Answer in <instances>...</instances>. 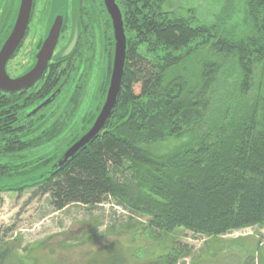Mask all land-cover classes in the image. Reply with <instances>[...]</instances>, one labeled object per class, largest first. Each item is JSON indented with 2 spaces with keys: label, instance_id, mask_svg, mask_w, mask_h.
Segmentation results:
<instances>
[{
  "label": "trees",
  "instance_id": "trees-1",
  "mask_svg": "<svg viewBox=\"0 0 264 264\" xmlns=\"http://www.w3.org/2000/svg\"><path fill=\"white\" fill-rule=\"evenodd\" d=\"M123 1L118 6L126 59L116 105L99 134L65 163L59 161L98 116L107 91L101 86L104 98L90 117L79 110L86 96L79 86L76 92L83 91L76 97L67 93L64 101L58 98L29 114L50 97L56 76L30 94L0 91V193L32 189L34 196L48 195L56 211L72 204L99 205L112 197L148 214L147 230L157 242L179 228L218 237L263 223L264 97L252 85L250 72L259 62L264 73V0H243V13L256 34L246 46L226 43L217 23L167 13L156 0ZM184 50V57L171 58ZM231 58L236 65L228 71L224 65ZM164 109L173 113L163 116ZM188 109H196L201 119L184 115ZM80 123L81 131L71 135ZM137 126V135L150 133L148 140L136 139ZM170 138L178 142L169 146ZM15 253L11 243H0V264L17 258L26 264ZM192 254V246L174 242L145 264H181Z\"/></svg>",
  "mask_w": 264,
  "mask_h": 264
},
{
  "label": "rangeland",
  "instance_id": "rangeland-1",
  "mask_svg": "<svg viewBox=\"0 0 264 264\" xmlns=\"http://www.w3.org/2000/svg\"><path fill=\"white\" fill-rule=\"evenodd\" d=\"M36 1L33 18L36 20L31 24L27 41L30 45L36 39L46 37L48 29L56 19L55 15L65 11L70 5L69 11L72 16L68 22L70 23L69 31L63 36L64 44L60 42L56 50L55 62L59 60L61 51L73 38L76 21L74 13L79 11L82 34L77 51L70 59L73 64H70L69 68L67 63L58 66L57 74L58 80L61 76L63 80H66L65 75L69 73V77L67 76L69 82L79 77L84 83L80 84L77 80L74 87H66L59 101H64L67 93L69 97L81 94L83 90L80 89V93L76 92V86L85 88L86 96L83 98L85 102L83 99L79 100V104L82 105L81 102H83V107L79 110L84 109V115L90 117L104 98L99 93L101 86L102 91L108 92L107 88L112 75L116 44L112 19L103 0ZM156 1L161 3L162 9L167 13L184 16L199 24L217 23L224 29V35L228 37L226 43L231 46H246L248 40L256 36L249 19L243 13V0ZM118 4L122 7L125 2L122 0ZM8 5L9 0H0L1 37H4L10 28L9 25L7 32L1 31L3 27L5 29L4 22L9 16L6 8ZM122 9L125 10V8ZM16 10L15 7L11 12L13 19ZM48 20L52 22L48 24ZM129 32L132 33L130 30ZM144 48L145 45L140 50L144 51ZM163 53V51L160 52L162 63L166 58L161 56ZM186 53L187 50L176 54L171 53L173 55L171 58L184 57ZM18 61L19 58H16L8 65L9 74L13 77L23 76L22 74L30 68L20 66ZM235 65L236 61L231 58L225 62L224 68L228 71L233 70ZM250 74L252 85L259 87L260 95L264 97V73L259 62L254 64ZM86 82H88L87 85ZM58 85L60 86V83ZM59 86L54 90L56 91ZM219 86L221 87L220 81ZM75 101H77L76 98ZM164 110L163 116L173 113L172 109ZM31 113L32 111L29 114ZM46 113L53 116L51 111ZM190 113L195 118L193 120L201 119L196 109H188L184 115L190 117ZM95 119L84 130V134L92 127ZM70 120L67 119L64 122L66 130ZM156 122L155 127L158 129L161 123L158 120ZM82 127L81 123L73 127L70 130L71 135H77ZM140 128V126L134 128L136 139L148 140L150 133L136 134ZM124 130L128 128L125 127ZM163 134L168 135L166 131ZM169 140V146L178 142L177 139ZM25 164H28L27 158ZM32 192V189H27L22 193L15 191L0 193V243H11L16 251L15 256L21 257L26 264H108L109 259L117 255L120 258L114 260L115 264H145L148 258L166 252L174 242L187 243L193 247L192 256L182 260L181 264H264V222L229 231L218 237H207L179 228L166 234L162 242H157L147 230L150 216L141 211L134 212L127 209L117 204L112 197L103 204L94 206L72 204L63 210L56 211L52 208L48 195L34 196ZM9 264H18V258L11 259Z\"/></svg>",
  "mask_w": 264,
  "mask_h": 264
},
{
  "label": "water",
  "instance_id": "water-1",
  "mask_svg": "<svg viewBox=\"0 0 264 264\" xmlns=\"http://www.w3.org/2000/svg\"><path fill=\"white\" fill-rule=\"evenodd\" d=\"M104 4L112 19L114 37L116 41L113 70L110 78L106 100L92 127H90V129L81 138H79L66 150L63 158L59 161L60 165L65 163L70 157L74 156L79 149L87 145L104 128L106 121L110 117L116 105L117 96L121 89V82L124 74L126 59L127 38L125 35L122 13L116 0H104ZM32 7L33 0H22L14 28L0 51V90H4L6 92H17L22 88L31 86L42 77L45 70L47 69L49 60L54 55V51L59 41L61 28L63 26L62 17H59L55 20L54 25L52 26L50 33L38 54V61L33 69L26 73V75L19 78H11L7 73L6 65L9 59L16 52L26 33L30 15L32 12ZM75 16L76 24L73 38L63 52L62 57L70 55L74 51L78 41L79 34L77 13ZM51 101V98L47 99L36 109H34L30 115L35 114L37 111H39V109L47 106Z\"/></svg>",
  "mask_w": 264,
  "mask_h": 264
},
{
  "label": "flooded vegetation",
  "instance_id": "flooded-vegetation-1",
  "mask_svg": "<svg viewBox=\"0 0 264 264\" xmlns=\"http://www.w3.org/2000/svg\"><path fill=\"white\" fill-rule=\"evenodd\" d=\"M17 2H18V4H17ZM21 2H22V0H9V5H8V7H6L7 8V12L9 13V16H8V18L6 19V17H5V19L7 20H5V29H4V27L1 29V31H3V32H7V27L9 28V25H10V28H9V30H8V32H7V34L5 35L4 34V37H1L0 36V51H1V49H2V47H3V45H4V43L6 42V40L8 39V37L10 36V34H11V32H12V30H13V28H14V25H15V23H16V20H17V17H18V14H19V9H20V5H21ZM35 2H37L36 0H33V7H32V12H31V15H30V20H29V24H28V27H27V30H26V33H25V35H24V37H23V39H22V41H21V43H20V45L18 46V48H17V50H16V52L14 53V55L9 59V61H8V63H7V65H6V70H7V73L9 74V70H8V65H9V63L11 62L12 63V61L14 60V59H16V58H19V64H20V66H22V65H24L25 67H30L29 69H28V71H25L22 75L24 76V75H26V73H28L31 69H33V67L36 65V63H37V61H38V54H39V52H40V50L42 49V46H43V44H44V42H45V40H46V38L48 37V35H49V33H50V30H51V28H52V26L54 25V23L52 24V26L48 29V34L46 35V37L45 36H42L39 40L38 39H36L31 45H30V42H28L27 43V41H28V35H29V33H30V28H31V24L33 23V22H35V20H36V18L35 19H33L34 18V12H35V7H36V3ZM103 2H104V0H103ZM16 5V6H15ZM15 7L17 8V10H16V13H15V17H14V19L11 17V12H12V10H14L15 9ZM69 8H70V5L68 6V8H66L65 9V11H61L60 13H57L56 15H55V17L54 18H59V17H62L63 18V26H62V28H61V32H60V37H59V41H58V44H57V47H56V49H55V51H54V55H53V57L49 60V62H48V66H47V69L45 70V72H44V74L42 75V77L39 79V80H37L34 84H32L31 86H29V87H27V88H22L21 90H19V91H17V92H15V93H17V94H25V93H33V92H35V91H39L41 88H43V86H45V84L46 83H50V84H52V82L51 81H49V82H47L48 80H49V78L51 77V76H53V80L55 79V77L54 76H56V77H58V74L57 73H53V68H55L56 66H57V68H58V66H60V65H62L63 63L65 64V63H67L68 64V68L71 66L70 64H73L72 63V61L70 60V59H66L69 55H67V56H65V57H62V54H63V52L65 51V49H66V47L61 51V53H60V55H59V59L60 60H62L61 62H59V61H57V62H55L54 61V58H55V53H56V50H57V48L59 47V45H60V42H62L64 39H63V36H65V33L67 32V31H69V24L70 23H68L69 21H70V18H71V13H70V11H69ZM105 8H106V6H105ZM6 10V9H5ZM4 10V11H5ZM107 10V9H106ZM108 12V11H107ZM76 13H77V17H78V19H77V24H78V41H79V39H80V31H82V26L80 27V25H81V19H80V16H79V11H76L75 13H74V17H75V19H76ZM109 14V13H108ZM110 15V14H109ZM111 17V16H110ZM38 18H40V16H38ZM55 19V20H56ZM51 21V20H50ZM49 20H48V24H50L51 22H50ZM55 22V21H54ZM75 24H76V21L74 22V31H75ZM4 26V25H3ZM2 36H3V34H2ZM68 36V35H67ZM78 41H77V43H78ZM63 43V42H62ZM27 44V45H26ZM64 44V43H63ZM76 46H77V44H76ZM76 48V47H75ZM75 50V49H74ZM20 56V57H19ZM32 58H33V60H32ZM26 59V60H25ZM65 59V60H64ZM67 68V67H66ZM69 73H67L66 75H65V79L66 80H63L62 79V77L63 76H61L60 78H59V81H57V83L59 84L60 83V86L57 84V86H59L58 87V89H56V91L54 90V88H53V90L49 93V92H47L48 94H49V96L50 97H48L47 99H49V98H51L52 99V101L54 102L55 100H57L60 96H61V94L63 93V91H64V89L66 88V87H70V86H72V87H74L75 85H76V81H77V78L75 79V80H72L71 79V83L69 82ZM9 76L11 77V78H19L18 76H16V77H13L11 74H9ZM68 76V77H67ZM20 77H22V76H20ZM56 83V82H55ZM1 92H4V93H12V92H6V91H4V90H0ZM47 99H45L44 101H42L40 104H42L43 102H45ZM52 101L47 105V106H45V107H48L51 103H52ZM39 104V105H40ZM38 105V106H39ZM37 106V107H38ZM36 107V108H37ZM45 107H43V108H45ZM103 107V106H102ZM43 108H41V109H39V111H41ZM102 109V108H101ZM39 111H37L36 113H38ZM35 113V114H36Z\"/></svg>",
  "mask_w": 264,
  "mask_h": 264
}]
</instances>
